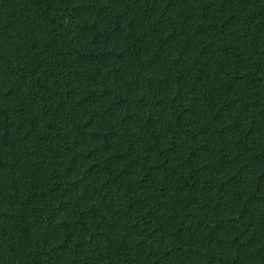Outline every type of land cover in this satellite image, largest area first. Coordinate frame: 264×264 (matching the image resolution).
Returning <instances> with one entry per match:
<instances>
[{"label": "trees", "instance_id": "trees-1", "mask_svg": "<svg viewBox=\"0 0 264 264\" xmlns=\"http://www.w3.org/2000/svg\"><path fill=\"white\" fill-rule=\"evenodd\" d=\"M0 264H264V0H0Z\"/></svg>", "mask_w": 264, "mask_h": 264}]
</instances>
